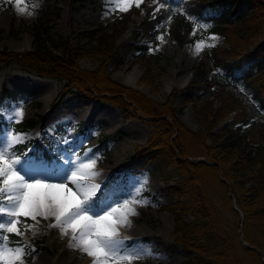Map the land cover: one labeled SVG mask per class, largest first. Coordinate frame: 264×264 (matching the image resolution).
Returning a JSON list of instances; mask_svg holds the SVG:
<instances>
[{
  "label": "trees",
  "instance_id": "obj_1",
  "mask_svg": "<svg viewBox=\"0 0 264 264\" xmlns=\"http://www.w3.org/2000/svg\"><path fill=\"white\" fill-rule=\"evenodd\" d=\"M143 8L138 38L155 41L167 32L182 42L181 35L194 28L190 18L223 36V44L206 49L192 67L187 88L202 90L203 101L194 107L200 123L196 130L179 119L182 107L173 105L174 95L164 101L151 100L114 80L106 70L122 45L117 42L129 14L81 29L72 39L53 37L51 26L38 18L30 27L31 50H0V62L42 78H59L64 92H81L94 102L105 100L120 108L125 118L145 120L150 128L147 142L122 168L142 169L153 162L177 172L162 207L173 214L172 234L187 252L180 264H264V118L259 115L264 114V0H168L166 8L173 11L160 9L155 18L153 0H147ZM132 48L142 54L148 51L145 45L132 44ZM88 56L98 62L93 69L80 66L79 60ZM214 68L239 83L251 103L215 76L205 79ZM144 70L140 82L155 85L150 66ZM37 122L28 118L14 128L22 131ZM36 142L32 153L48 158L43 142ZM104 143L100 150L105 149ZM29 145L18 144L16 151L22 153ZM205 172L212 177L211 185L204 182ZM115 179L116 175L111 176L103 187L109 188ZM124 190L122 182L114 197L124 195ZM10 240L19 239L10 234Z\"/></svg>",
  "mask_w": 264,
  "mask_h": 264
},
{
  "label": "rangeland",
  "instance_id": "obj_2",
  "mask_svg": "<svg viewBox=\"0 0 264 264\" xmlns=\"http://www.w3.org/2000/svg\"><path fill=\"white\" fill-rule=\"evenodd\" d=\"M37 2L38 8L34 10L32 16H28L26 13L19 14L15 10V0H0V50L30 51L32 48L30 27L37 18L45 20L51 26L50 32L53 37L60 34L70 36L72 39L81 28L106 24L116 18L124 19L121 17L123 14L134 11L130 14L125 26L126 30L118 40V43L123 44L110 59L106 70L112 73L114 80L138 90L151 100L164 101L168 96L174 95L173 105L182 107L178 116L182 123L194 130L199 128L200 123L194 107L203 102L200 96L202 90L187 86L192 77V67L206 49L199 55H194V45L202 38L207 39L211 35L217 37L215 46L222 44L221 35L211 32L209 28L206 31L199 29L195 24L191 32L181 35L182 42L174 39L167 32H164V42L157 38L155 41L138 38L137 25L145 16L142 9L144 0L139 7L133 4L127 12L109 15H106L109 7L106 0H37ZM31 3L32 0H23L21 6L27 4V10L33 11ZM199 23L205 24L201 21ZM194 29H196L195 35L192 34ZM132 44L145 45L148 48L147 53L142 54L131 49ZM79 63L86 69H93L98 65V62L89 56L79 60ZM145 65L150 66L152 76L157 78L155 85L140 82ZM134 72H136L135 77ZM184 75L189 76L188 81L185 85H180ZM212 75L224 81L230 89L250 102L240 84L234 83L233 78L224 77L222 70L213 69L205 79H210ZM130 79H135L133 85L126 82ZM6 89L15 92L8 94L5 92ZM189 96L192 98L186 102L185 98ZM4 102H8L9 107L13 103H23L24 116L21 122L28 118L38 119L39 122L33 128L21 131L13 127L15 132L27 135L26 142L34 145L35 139L45 138L47 141L48 135L56 134L54 140L57 144L51 150L53 156L58 147L67 148L69 151L74 149L73 156L81 155L88 149L96 153L99 160L95 170L100 175L93 182L102 186L111 175H116V179L120 177L126 190L119 199L123 200L127 193L139 187L138 182L147 180L141 195L147 198L150 204L145 207L137 206L138 214L130 218L131 227L125 231L128 233L129 246L140 242L152 250L154 258L134 260L132 264H180L185 260L186 249L176 242L172 234L173 214L162 207L170 197L168 187L177 180L175 169L164 168L153 162L148 163L143 169H121L127 158L132 157L139 146L146 144L150 128L143 118L127 119L120 108L105 100L94 102L81 92H64V82L59 78H42L22 71L12 63L5 65L0 62V104ZM260 117L264 118V114ZM229 120L230 116L215 131L220 130ZM4 123L6 122L0 117V124ZM103 140H105V151L101 152L99 145ZM65 141L68 143L66 144ZM33 145H30L26 152L35 156L32 153ZM203 177L204 182L210 185L213 183L212 177L209 178L206 172ZM52 222V219H40L35 234L28 231L23 239L17 236L20 243L28 244L35 250L25 256L24 264H91L90 258L86 255L82 256L77 250H69L68 241L62 243L58 230L48 227ZM28 223L31 224L32 221L29 220ZM121 235L126 237L122 233Z\"/></svg>",
  "mask_w": 264,
  "mask_h": 264
},
{
  "label": "snow or ice",
  "instance_id": "obj_3",
  "mask_svg": "<svg viewBox=\"0 0 264 264\" xmlns=\"http://www.w3.org/2000/svg\"><path fill=\"white\" fill-rule=\"evenodd\" d=\"M22 3L15 0V10L28 16L39 6L37 0H32L33 11H28L27 4L22 7ZM141 3L142 0H106V15L127 12L133 4L139 7ZM153 4L154 18L160 9L173 11L166 8L168 0H153ZM190 19L199 29L206 31L210 27ZM167 22H171V15ZM164 35L161 33L157 39L164 42ZM216 39L215 35L202 38L195 43L193 54L215 47ZM23 116L22 102L10 107L8 102L0 104V117L6 122L0 124V264H24L25 256L35 250L28 244L11 241L10 234L21 239L28 231L35 234L40 219H52L48 227L58 230L61 239L67 237V248L86 255L91 264H132L134 260L154 258L150 248L140 242L129 246V238L121 235V229L131 227L130 218L138 214L137 206L150 204L141 195L147 180L138 182L139 187L121 200L114 197L123 182L120 177L107 189L93 182L100 175L95 170L99 156L91 149L73 156L74 149L58 147L50 160L18 153L16 146L28 137L15 132L13 125Z\"/></svg>",
  "mask_w": 264,
  "mask_h": 264
},
{
  "label": "bare ground",
  "instance_id": "obj_4",
  "mask_svg": "<svg viewBox=\"0 0 264 264\" xmlns=\"http://www.w3.org/2000/svg\"><path fill=\"white\" fill-rule=\"evenodd\" d=\"M135 75H136V72H134L133 73V76L135 77ZM188 75H184L183 77H182V79H181V82H180V85H185L186 84V82L188 81ZM128 84H130V85H133L134 83H135V79H130V80H127L126 81ZM121 233L124 235V236H126V237H128V233L125 231V229H121ZM59 238L61 239V237L59 236ZM67 240H65V239H62L63 241H62V243L64 244V242L65 241H68V238L67 237H65Z\"/></svg>",
  "mask_w": 264,
  "mask_h": 264
}]
</instances>
